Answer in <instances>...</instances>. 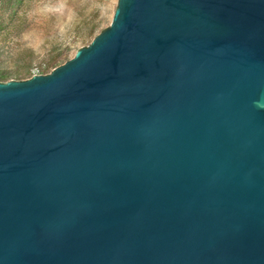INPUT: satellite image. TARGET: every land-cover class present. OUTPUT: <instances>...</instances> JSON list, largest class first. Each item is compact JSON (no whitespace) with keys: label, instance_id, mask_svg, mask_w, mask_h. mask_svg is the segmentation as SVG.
I'll return each mask as SVG.
<instances>
[{"label":"water","instance_id":"water-1","mask_svg":"<svg viewBox=\"0 0 264 264\" xmlns=\"http://www.w3.org/2000/svg\"><path fill=\"white\" fill-rule=\"evenodd\" d=\"M41 73L0 83V264H264V0H117Z\"/></svg>","mask_w":264,"mask_h":264},{"label":"rangeland","instance_id":"rangeland-1","mask_svg":"<svg viewBox=\"0 0 264 264\" xmlns=\"http://www.w3.org/2000/svg\"><path fill=\"white\" fill-rule=\"evenodd\" d=\"M117 0H1L0 70L31 66L32 75L46 70L53 57L85 44L81 35L88 24L112 23ZM91 38L90 40L94 39ZM89 40V41H90ZM21 56L25 57L20 60ZM27 79V78H26Z\"/></svg>","mask_w":264,"mask_h":264},{"label":"trees","instance_id":"trees-1","mask_svg":"<svg viewBox=\"0 0 264 264\" xmlns=\"http://www.w3.org/2000/svg\"><path fill=\"white\" fill-rule=\"evenodd\" d=\"M101 27V23L96 24H88L83 31L80 39L82 44H87L91 38L96 37V34L99 32ZM104 31V30H103ZM101 31V32H103ZM72 47H68L66 51L61 52L57 56L50 59V61L46 64V70H50L59 67L60 65L64 64L66 61H68V54ZM25 57L21 56L20 60H24ZM31 66L29 65H23L18 66L17 69L11 70V71H2L0 70V83H8L11 80H24L26 78H31L32 71ZM46 70H42V75L47 74Z\"/></svg>","mask_w":264,"mask_h":264}]
</instances>
